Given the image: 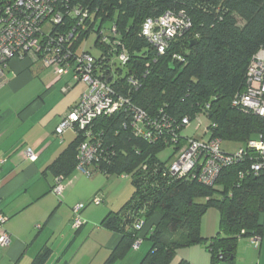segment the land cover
I'll return each mask as SVG.
<instances>
[{
	"label": "trees",
	"instance_id": "obj_1",
	"mask_svg": "<svg viewBox=\"0 0 264 264\" xmlns=\"http://www.w3.org/2000/svg\"><path fill=\"white\" fill-rule=\"evenodd\" d=\"M71 4L88 12L87 26L80 24L76 30L72 52L96 60L114 92L128 101L113 115L98 117L89 129L98 145L97 158L87 166L89 175L126 176L133 187L121 208L100 222V227L120 235L104 264L123 260L137 239L149 243L138 264H171L179 249L200 244L209 251L211 264H233L238 239L258 237L264 230V171L252 175L254 161L246 159L223 169L214 184L206 186L173 174L171 164L158 154L172 147L177 156L186 146L190 137H182L184 119L192 123L206 118L207 137L221 144H245L264 134L263 118L232 106L235 94L245 86L251 58L264 45V0H71ZM167 12L183 14L190 29L175 36L158 55L142 37L141 26L147 18ZM78 18L65 15L64 21L71 25ZM114 25L127 51L125 65L116 59L118 50L108 33ZM100 32L108 37L107 44L100 43ZM89 33L96 35L94 56L84 47L79 50ZM134 108L146 115L138 129L132 126ZM72 131L73 142L48 166L54 178H68L78 165L83 136ZM209 208L218 212V228L205 239L201 221ZM155 214L158 218L150 222ZM48 256L41 250L31 264H45Z\"/></svg>",
	"mask_w": 264,
	"mask_h": 264
},
{
	"label": "crops",
	"instance_id": "obj_2",
	"mask_svg": "<svg viewBox=\"0 0 264 264\" xmlns=\"http://www.w3.org/2000/svg\"><path fill=\"white\" fill-rule=\"evenodd\" d=\"M27 64L12 59L0 84V159L4 161L0 165V213L6 218L4 230L10 238L9 246L0 247V264H31L44 249L49 253L45 264H104L120 235L100 227V222L116 205L106 204L103 209L85 212L82 216L86 223L74 231L71 227L73 205L90 200L98 189L86 191L87 185L93 182L74 170L65 178L69 182L64 185V199L60 202L51 193L54 177L48 166L75 138L72 130L61 137L54 130L77 103L79 94H71V89L66 88L68 75L58 83V90L53 88L52 79L44 81L42 76L34 86L23 91V84L35 81L24 71ZM63 84L62 90H66L61 94ZM27 149L35 155L34 161L25 157ZM71 177L75 178V184ZM105 177L106 181L119 178ZM218 220L217 211L206 212L201 221L203 238L210 239L216 234ZM88 222H91L89 228ZM256 238L257 246L252 244L253 237L238 239L233 264H264V230ZM69 250L75 251L69 261H63ZM137 258L129 253L114 264H136ZM174 260L175 264L180 261L211 264L210 253L202 244L179 249Z\"/></svg>",
	"mask_w": 264,
	"mask_h": 264
},
{
	"label": "built area",
	"instance_id": "obj_3",
	"mask_svg": "<svg viewBox=\"0 0 264 264\" xmlns=\"http://www.w3.org/2000/svg\"><path fill=\"white\" fill-rule=\"evenodd\" d=\"M71 14L79 18L69 25L64 19L65 15ZM87 16V10L77 9L71 4V0H0V84L5 80L4 74L12 59L28 58L33 63H40L43 68H52L57 76H65L71 71L76 83L82 81L88 85V93L82 94L61 118L54 134L61 137L68 130L82 134L76 170L81 175L90 177L87 166L97 158L98 145L97 139L90 138L89 129L98 117L113 115L122 110L128 101L114 92L104 79L107 74L96 60L88 54L77 56L72 52L76 30L80 24L87 26ZM189 29L190 23L183 14L167 12L155 19L147 18L142 23L141 35L158 55H163L170 41ZM108 33L113 38L112 45L118 50L116 59L121 65H125L128 62L127 51L117 39V27L114 25ZM104 34H99L101 44L108 42V37ZM129 81L133 86L136 85L134 81ZM232 106L264 119V45L251 58L245 73V86L235 94ZM145 119L146 115L142 110L133 109V127L140 128ZM191 124L187 119L182 122L186 129ZM207 133L208 130L204 128L201 139L190 137L187 140L186 146L170 165L173 174L191 177L203 185L212 186L223 169L237 166L246 159L254 161L250 168L252 175L257 176L264 171V134L257 139L248 140L242 148L227 154L221 151V142L207 137ZM150 136L148 134L146 138ZM24 155L30 161L35 160V155L29 149L25 150ZM3 162L0 159V165ZM239 174L240 177L243 175ZM65 180L63 177L53 179L51 193L58 199L63 197ZM96 202L99 203V200ZM84 208L82 204L72 208L71 227L74 231L85 223L80 216ZM5 222V216L0 213V247L10 244L9 235L4 230ZM139 227L140 225L136 229ZM253 238L252 244L257 246V238ZM141 243L142 240L137 239L132 249L138 250Z\"/></svg>",
	"mask_w": 264,
	"mask_h": 264
},
{
	"label": "rangeland",
	"instance_id": "obj_4",
	"mask_svg": "<svg viewBox=\"0 0 264 264\" xmlns=\"http://www.w3.org/2000/svg\"><path fill=\"white\" fill-rule=\"evenodd\" d=\"M48 30H49V28L46 29V31H48ZM95 40H96L95 33H89V36H88L87 41L85 43V46H84V42H83V44L80 46L79 50H82L84 47L85 51L87 53H90L93 56L96 55L97 52L94 49ZM18 61L29 63V64H27L28 67L24 71H25V73H30L31 77L35 80L33 82L23 84V86H22L23 91L30 89L32 86H34L33 84H36L38 78H41L42 76H43L42 78L44 81H45V79H47V80L52 79V82H51L52 86H53V88H55L57 90H58V87H57L58 83L60 81L63 82L62 79L64 77L63 76H57L54 73L52 68H49V69L42 68L40 66V64L32 63L31 60L28 58H25V59H19L18 58ZM20 75H24V72H21ZM67 75L68 76H67L66 82H68L67 84L69 86H67L66 88L71 89L70 90L71 94H79V98H80V96L82 94L88 93V85L86 83H84L82 81L76 83L73 79L74 77H73V74L71 71ZM64 85L65 84H63L60 88L61 94H64L63 91L65 89L62 90ZM207 125H208V120L204 117H200L198 120L192 122V124L185 131L182 132V137H193V138L201 139L203 136V133H204V128H206ZM196 127H198V128L196 129ZM195 129H196V131H195ZM254 139H257V138L254 137ZM243 146H244V144L225 142V141L222 142V144H221L222 150L225 151L226 153H233L236 150H238L239 148H242ZM158 158L161 161L166 162L169 165V164H172V162H174V160L176 158V153L174 152V149L172 147H168V148H165L164 150H162L161 152H159ZM81 176L88 179L89 182H93V183H90L87 185L86 191H88V189H89L90 192H92L95 188H97L98 193L95 196L92 195L90 200H87L84 202L77 201L75 203V205H73L72 208H74L78 204H82L85 206V208L81 211L80 216L85 214V212H92V211H95L96 209H103L104 206H106V204L110 205L111 203H114L116 205L115 209L112 211H117L121 208L123 203H125V201L127 199H129V197L131 196V194L133 192V187L130 183L131 182L130 178L126 177V176H121L117 179H112L109 177L110 178L108 180L109 183H108V181H106V177L99 174V173L96 175L90 176V177H87L86 175H81ZM77 177H78V175H77ZM90 179H92V180H90ZM70 180L74 181L75 178L71 177ZM96 180H101V183L99 184V181H96ZM112 181H114L113 184L110 183ZM66 182H69V181L66 179L64 181V185ZM74 184H75V181H74ZM110 184H112V186H113L112 188H111ZM97 185H99V187ZM99 190H100V192H99ZM53 196L55 197V199H57L58 201L61 202V199H58L55 195H53ZM64 196L65 195L63 194L62 199H64ZM72 198L75 199V195ZM98 200H99V203L96 202ZM199 201L202 203L204 202V200H202V199H200ZM208 210L216 211V209H214V208H209ZM107 213H108V210H107ZM71 214H72V210H71ZM81 218H83V216ZM157 218H158L157 214L153 215V218L150 220V222L154 221ZM82 220L85 221V223H86V220H84V218ZM99 222H100V220H98V223ZM90 225H91V222H88V224H87L88 228L90 227ZM142 243L143 244L141 245L142 246L141 250H139V251L138 250H134V251L132 250L130 252V255L133 254V255L138 257L136 260V264L138 261H140L142 259V257L146 254V252L149 249V243L147 241H144V242L142 241ZM73 251H75V250H69V252L64 256L63 261H69V259L71 258V255L73 254ZM97 259H98V257H97ZM175 263H176V260H174L172 264H175Z\"/></svg>",
	"mask_w": 264,
	"mask_h": 264
}]
</instances>
